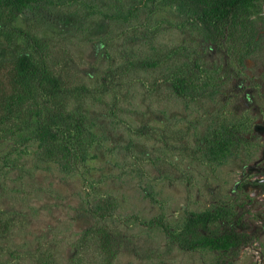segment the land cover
Here are the masks:
<instances>
[{
	"label": "rangeland",
	"instance_id": "obj_1",
	"mask_svg": "<svg viewBox=\"0 0 264 264\" xmlns=\"http://www.w3.org/2000/svg\"><path fill=\"white\" fill-rule=\"evenodd\" d=\"M201 1L0 0V62L45 63L83 127L68 160L50 158L40 108L0 103L15 112L0 124V264H264V0L214 30ZM177 50L199 90L168 103L152 88ZM228 131L241 142L221 150Z\"/></svg>",
	"mask_w": 264,
	"mask_h": 264
},
{
	"label": "trees",
	"instance_id": "obj_2",
	"mask_svg": "<svg viewBox=\"0 0 264 264\" xmlns=\"http://www.w3.org/2000/svg\"><path fill=\"white\" fill-rule=\"evenodd\" d=\"M246 0H205L199 2V8L203 12V19L207 30H214L220 27H224L228 22H232L238 16L242 5ZM10 8V22H14L15 19L21 13V6L17 1L9 3ZM187 49V48H186ZM184 49V50H186ZM176 51L171 58V63L167 67V71L163 77V81L167 83V86H163V83L157 82L153 85V90L157 91L158 94H163L165 89H169L168 103L174 98L178 103L185 101L188 97H193L199 90L198 83L195 82L194 77H188V68L185 64H180L179 59L183 56L186 57V53ZM179 55L175 58V55ZM180 53V54H179ZM12 63V66H10ZM38 62L32 54H23L17 58L7 61L0 62V103H26L32 101L36 108L39 109V123L37 136L47 143L49 151H46V156L50 158H56L60 160H68L69 155L77 150L74 148V143L80 140L83 132V127L79 122L72 121L74 115L67 112L64 108V102L58 98L62 91L61 87L64 82L58 77H51L48 68H45L46 64ZM144 67H152V70L160 69L163 65L161 57L157 56L143 62ZM40 64V65H39ZM138 68V67H137ZM197 78V77H196ZM37 86L42 90L44 94L53 98L52 100H59V107L51 110L48 107H41L36 100V88ZM10 93H9V91ZM213 95L210 93L209 96ZM161 100V99H160ZM163 101V102H167ZM6 107V106H5ZM12 114L4 115L0 118V124H4L9 118H12ZM18 115L16 114V117ZM71 119V120H69ZM79 120V119H78ZM146 135L154 136L153 132L150 131L149 127H141L139 129ZM232 131H228L230 137L219 138L213 140L221 150L231 148L233 142L237 144L241 142V138H233L231 135ZM62 140L61 144L58 141ZM67 166V165H66ZM197 219H203V216L193 215L191 221L193 225L197 223ZM100 236L103 238V244L106 249L113 247V239L109 233L105 231L100 232ZM234 236L232 234L223 233L220 236L212 239L215 244L220 247H227L230 245Z\"/></svg>",
	"mask_w": 264,
	"mask_h": 264
},
{
	"label": "flooded vegetation",
	"instance_id": "obj_3",
	"mask_svg": "<svg viewBox=\"0 0 264 264\" xmlns=\"http://www.w3.org/2000/svg\"><path fill=\"white\" fill-rule=\"evenodd\" d=\"M260 182H264V178L258 179Z\"/></svg>",
	"mask_w": 264,
	"mask_h": 264
}]
</instances>
